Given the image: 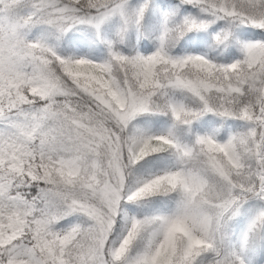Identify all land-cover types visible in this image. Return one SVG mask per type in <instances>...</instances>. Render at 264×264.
<instances>
[{"label":"snow or ice","instance_id":"6c2138e0","mask_svg":"<svg viewBox=\"0 0 264 264\" xmlns=\"http://www.w3.org/2000/svg\"><path fill=\"white\" fill-rule=\"evenodd\" d=\"M0 264H264V0H0Z\"/></svg>","mask_w":264,"mask_h":264}]
</instances>
